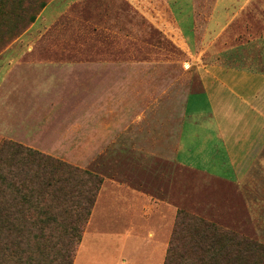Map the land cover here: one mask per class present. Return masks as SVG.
<instances>
[{
	"label": "crops",
	"instance_id": "obj_1",
	"mask_svg": "<svg viewBox=\"0 0 264 264\" xmlns=\"http://www.w3.org/2000/svg\"><path fill=\"white\" fill-rule=\"evenodd\" d=\"M128 1L154 25L162 23L165 32L185 40L198 64L200 88L186 95L178 143L172 149L122 135L120 82L129 78L124 60L62 61L14 52L0 57V139L44 145V116L35 117V108L60 89L65 77L79 71L86 100L79 129L75 123L70 127L69 141L77 146L83 137L84 163L88 169L92 164L93 171L98 164L94 155L116 146L123 172H100L104 181L74 264L89 234L101 236L102 242L125 243L129 257L148 259L142 264H164L177 209L173 173L167 165L165 171V164L156 170L159 157H173L199 177L227 188L228 198L215 197L214 205H228L238 212L236 217L252 213L258 197L264 200V173L255 171L258 163L264 164V0ZM123 263L128 264L126 258Z\"/></svg>",
	"mask_w": 264,
	"mask_h": 264
},
{
	"label": "rangeland",
	"instance_id": "obj_2",
	"mask_svg": "<svg viewBox=\"0 0 264 264\" xmlns=\"http://www.w3.org/2000/svg\"><path fill=\"white\" fill-rule=\"evenodd\" d=\"M254 13L256 16L260 14L256 10ZM204 21L201 19V24ZM161 24L154 25L128 0H0V57L14 52L18 57L62 61L124 60L129 78L120 82L123 90L120 99L125 107L122 135L150 139L158 148L172 149L178 143L186 95L200 88V80L198 64L193 52L187 49L186 41L165 32ZM22 43L27 44L16 51L15 48ZM73 73L71 77H65L59 90L46 96L43 104L40 99L39 107L35 108L38 109L35 117L44 116V136L48 135L44 138L45 144L29 146L1 138L0 149L3 147L7 152L2 156L8 157V151H12L11 146L5 145L11 141L86 168L83 137L76 146L71 145L67 136L74 123L79 129L86 100L85 83L77 77L80 72ZM115 153V144H110L103 152L94 155L98 161L94 171L99 174L102 170L105 173L123 172ZM163 158L159 157L155 166L160 171L165 164L173 173L172 202L177 209L173 228L177 212L181 211L182 226L189 230L180 235L182 247L179 254L172 257L174 264H264L263 198L258 197L253 215L248 211L236 217L238 212L228 205H214L215 197L228 198L227 188L199 177L194 170L177 164L173 157ZM91 166L87 167L90 169ZM257 169L258 173H264V164L258 163ZM2 172L6 173L5 170ZM29 221L33 224L27 222L32 227L24 235L29 242L24 253L27 263L24 264H33L32 259H38L37 264H74L79 249L77 241L67 258L59 246L55 249L48 247V238L59 243L68 239L52 231L56 221L47 219L46 208L35 212ZM177 223L180 224L179 219ZM207 227L214 232L210 234ZM85 241L77 264H124V258L128 264H142L148 260L129 257V250L125 249L123 242H102L101 236L90 234ZM242 254L245 262H241Z\"/></svg>",
	"mask_w": 264,
	"mask_h": 264
},
{
	"label": "trees",
	"instance_id": "obj_3",
	"mask_svg": "<svg viewBox=\"0 0 264 264\" xmlns=\"http://www.w3.org/2000/svg\"><path fill=\"white\" fill-rule=\"evenodd\" d=\"M5 145L11 146L12 151H8L6 157L2 154L7 152L3 147L0 149V264L27 263L24 253L29 242L24 235L32 227L27 222L32 220L35 212H41L44 208L47 219L56 221L52 230L55 235L62 234L68 239L59 243L48 238V247L55 249L59 246L64 258H67L74 243L77 241L80 246L82 242L104 177L37 149L11 141ZM182 214L181 211L177 212L165 264L175 263L173 258L182 247L180 235L189 231L188 227L182 226ZM178 219L180 224L177 223ZM199 223L200 220L197 225ZM208 228L207 231L212 234L214 231ZM194 229L199 232L197 228ZM240 259L245 262L244 254ZM37 260L32 259L33 264H37Z\"/></svg>",
	"mask_w": 264,
	"mask_h": 264
}]
</instances>
